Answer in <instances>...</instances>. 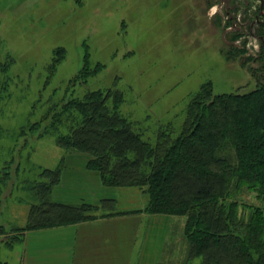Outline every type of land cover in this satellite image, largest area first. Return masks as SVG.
I'll use <instances>...</instances> for the list:
<instances>
[{
    "label": "rangeland",
    "instance_id": "obj_1",
    "mask_svg": "<svg viewBox=\"0 0 264 264\" xmlns=\"http://www.w3.org/2000/svg\"><path fill=\"white\" fill-rule=\"evenodd\" d=\"M259 5L260 0H0V65L6 64L0 67L3 231L17 232L25 224L36 167L54 168L61 155L73 152L44 132L50 118L37 128L30 124L64 100L111 89L122 95L121 114L153 142L160 126H181L186 104L202 84L224 93L264 83ZM134 195L119 201V209L138 204ZM241 198L261 203L246 190ZM156 218L163 226L161 254L165 248L159 264H183L179 225L165 215ZM17 247L0 243L2 260L16 264ZM186 264H200V258Z\"/></svg>",
    "mask_w": 264,
    "mask_h": 264
},
{
    "label": "trees",
    "instance_id": "obj_2",
    "mask_svg": "<svg viewBox=\"0 0 264 264\" xmlns=\"http://www.w3.org/2000/svg\"><path fill=\"white\" fill-rule=\"evenodd\" d=\"M258 11L261 26L264 0ZM121 101L117 90L88 91L54 105L29 127L50 118L44 132L55 134L57 146L86 154L87 168L97 171L104 185L138 189L142 205L121 210L114 198L95 204L53 200L64 153L54 168L36 167L25 224L13 233L0 227V243L11 247L25 230L143 212L179 225L183 264L194 258L200 264H264V83L224 93L202 84L190 96L181 126H160L153 142L121 114ZM243 190L261 203L243 201ZM0 264L8 262L0 257Z\"/></svg>",
    "mask_w": 264,
    "mask_h": 264
},
{
    "label": "crops",
    "instance_id": "obj_3",
    "mask_svg": "<svg viewBox=\"0 0 264 264\" xmlns=\"http://www.w3.org/2000/svg\"><path fill=\"white\" fill-rule=\"evenodd\" d=\"M87 161L82 153L65 156L60 180L52 188L53 200L95 204L103 198H114L119 202L126 196L133 199L132 192L140 199L136 188L104 185L99 173L87 168ZM140 205L141 200L125 209ZM158 216L131 212L25 230L13 244L18 246L16 264H158L163 241Z\"/></svg>",
    "mask_w": 264,
    "mask_h": 264
}]
</instances>
